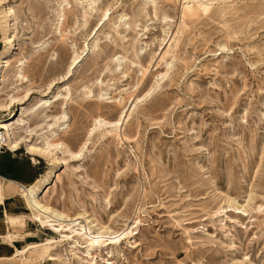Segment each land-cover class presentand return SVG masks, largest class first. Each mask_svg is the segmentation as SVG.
<instances>
[{"label": "rangeland", "instance_id": "1", "mask_svg": "<svg viewBox=\"0 0 264 264\" xmlns=\"http://www.w3.org/2000/svg\"><path fill=\"white\" fill-rule=\"evenodd\" d=\"M89 1L0 0V55L11 47L0 100L19 61L29 82L17 96L32 88L0 120L13 115L18 139L65 110L51 132L70 153L57 152L40 197L92 238L62 239L4 199L0 264H264V0ZM16 153L44 167L34 180L55 165ZM31 245L37 255L16 252Z\"/></svg>", "mask_w": 264, "mask_h": 264}, {"label": "bare ground", "instance_id": "2", "mask_svg": "<svg viewBox=\"0 0 264 264\" xmlns=\"http://www.w3.org/2000/svg\"><path fill=\"white\" fill-rule=\"evenodd\" d=\"M92 2H93L92 0L88 2L89 7L91 6ZM66 5H67L66 1H63V4L59 5V8L61 9V16H60L61 18L64 17V7ZM182 9H184V8H182ZM109 12H110V9H107V8L102 11V14L100 17V22L98 23V25L93 30V37L96 36V34L98 33V30L100 29V27H102L104 22L109 19L108 18ZM11 15H12V11L8 10V16L7 17L10 18ZM82 19H83V21H85L84 15H83ZM62 23H63V19L59 20V27H61ZM6 43L11 46L12 36H9L6 39ZM96 46H97V44L94 47H96ZM10 48L11 47H9L6 50L5 54L0 55V96H1V84L3 82L4 71H5V67L7 65L8 59H9V57L7 55L10 51ZM80 59H81V55L73 58L72 63L69 66L68 70L60 78V81H59L60 83L67 81L70 78V76L72 74V70H73L72 67L74 65H77L79 63ZM18 64H19L17 66L18 70L15 73L14 77H15V81L19 82V84L14 87V89L12 90V93L9 94L8 97L4 101L0 100V113L8 111L13 106L24 105V103L27 102L30 99V96L32 95V92H31L32 88L28 87L26 89V91L24 92L23 96H21V97L17 96L19 91L22 89L21 88L22 84H26L27 82H29L28 79L23 75V72H22L25 61L24 62L19 61ZM169 65H171V63L167 64L168 68H169ZM165 76H166V73L164 75H162V77L161 76L160 77L164 78ZM53 85L54 84L51 83L49 85L47 91L42 92L41 97H47V94L50 93V88ZM64 90H66V88ZM64 92H66V91H64ZM66 94H68V93H66ZM58 99H63L65 102L66 96H63V97L59 96ZM58 99H56V97H54L53 102H56ZM138 102L139 101L137 100L134 102V104L132 103L133 109L135 106H137L136 104ZM117 103L121 104L122 102H121V100H118ZM50 105H51V103L49 102V100H45L43 105L39 106L37 108V110L40 108L49 107ZM12 118H13V115H9L8 118L0 120V129H2L4 131V135H5L6 140H7L6 146H7L8 152L9 153L14 152L18 149L19 146H23L27 155L37 156V157H45V158L51 160L53 165L55 164L53 168H51L47 171V173L43 179L38 180L33 185H30L26 190H21V193L25 199V203H26L27 207L29 208V212H24V215L26 217H29V218L33 219L34 221L38 222L42 227H48L54 233L60 234L59 236L62 239H69L72 237V234H75V235L79 236V238L85 239V241H87V242L91 241L90 239H92V238H89V236H88L90 233L86 234V232H90V228H88L87 226H80V224H79L80 222H78L76 219H71V218L67 217L66 215H64L63 213H61L57 210H54L53 208L48 206V204L42 202L41 197H40V195L42 193H46L49 191L50 179L52 176L55 177L54 171L56 169V166L61 164V158H59L57 156V152L62 153L63 151H67L70 153V151L66 150V147L63 143L56 142L55 139L57 138L58 134L55 131L51 132L54 129V125L56 123L61 121L64 124V122L66 120L65 110H62V113L60 116H55L52 118V120L54 121L53 124L46 125L48 131L38 135V134H35V131H33L32 129L29 130L28 128H25V129H23L25 132V136L18 138V139L14 138V132L11 128ZM47 118L48 117H45L46 122L49 121V120H47ZM24 124H25V122L22 121L21 126L23 127ZM114 124H116V123H114ZM110 126H111V124H110ZM114 126H117V125H114ZM57 127H59V125ZM48 132H51V134L46 135ZM32 135H36L38 137H40V136L43 137V140H42L43 142H42L41 146H37L36 144L30 143L31 139H28V136H32ZM81 154H82V150H80L79 152H77L75 154L71 153L72 157H74V158L81 157ZM4 187L5 186H0V205L3 204L4 199H5ZM20 206H21V204H20ZM22 206H23V204H22ZM81 222H83V221H81ZM86 222L87 221L85 220L84 223H86ZM18 223L21 224V222H18ZM65 232L67 234H65ZM98 236L101 237V234L99 233L97 236H95L93 238L98 239L99 238ZM51 242H54V240L53 239L47 240L46 244H50ZM94 242L97 244L100 243V241H94ZM101 243H102V245H106L108 243V240L101 241ZM29 247L30 248H28V249L25 248L23 250H17L16 252H18L19 254H23L27 251L28 252L31 251L30 253L34 254V255H37L39 253L38 245H33V246L31 245ZM16 255H17V253H16Z\"/></svg>", "mask_w": 264, "mask_h": 264}, {"label": "crops", "instance_id": "3", "mask_svg": "<svg viewBox=\"0 0 264 264\" xmlns=\"http://www.w3.org/2000/svg\"><path fill=\"white\" fill-rule=\"evenodd\" d=\"M16 151L0 154V180L2 181L0 186H5V211L7 209L9 214L26 212L27 205L21 190H26L30 185L35 184L44 171V167L38 164L37 159L21 157ZM38 175L39 177L34 180ZM19 203L24 207H21Z\"/></svg>", "mask_w": 264, "mask_h": 264}, {"label": "built area", "instance_id": "4", "mask_svg": "<svg viewBox=\"0 0 264 264\" xmlns=\"http://www.w3.org/2000/svg\"><path fill=\"white\" fill-rule=\"evenodd\" d=\"M7 140L4 135V131L0 129V154L3 152H8L7 146H6Z\"/></svg>", "mask_w": 264, "mask_h": 264}]
</instances>
